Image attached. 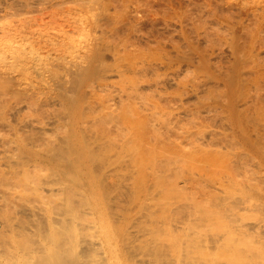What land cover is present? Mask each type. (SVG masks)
<instances>
[{
  "label": "bare ground",
  "instance_id": "1",
  "mask_svg": "<svg viewBox=\"0 0 264 264\" xmlns=\"http://www.w3.org/2000/svg\"><path fill=\"white\" fill-rule=\"evenodd\" d=\"M59 1L61 2V0ZM62 1L66 2L65 0ZM127 1H131L133 4L132 9H129L131 10V17L134 19L143 18L146 12L152 13L151 0ZM108 2L109 8L111 0ZM124 2L126 1L124 0ZM131 2L129 7L132 5ZM78 5L80 8V4ZM98 5L101 6V4ZM105 5L102 4L104 10L99 8L103 12L105 11L100 15L106 13L107 17L112 16L110 9L106 8ZM85 6H89L88 2ZM128 6L124 5L126 9ZM116 9L113 10L114 13H120L121 10L117 11ZM121 12L123 14V11ZM119 17L114 19L117 21ZM116 25L110 29L114 35L119 34L118 30H120L117 29ZM129 25L127 30L136 32L135 26H132L134 23L131 25L129 21ZM102 26L100 24V27ZM248 28L242 24L233 25V28H229L228 47L234 56V60L225 67L213 68L209 58L194 44L188 45L187 50L178 46L174 52L163 51V55H159L160 59L157 61L153 59L149 61L146 58L147 55H142L139 52L141 59L136 57V61L133 59L131 61L126 60L128 62L126 67L133 74L143 75L148 69L152 71L151 69L157 70V68L164 67L171 70L169 73L166 72L167 78H165L174 81H176L174 75L179 74L184 66L187 69H192L190 70L192 71L191 75L188 74L190 77L186 81L183 79V81H178V85L182 87L180 94L183 97L180 98V106L174 107V110L178 115H192L197 120L200 115L207 119L212 118L211 115L218 116L217 118L215 116L217 119L215 121L219 122V125L215 123L218 125V129H209L206 132L199 130L200 121L198 123L195 119H191L192 121L189 122L192 125V130L188 127L186 129L179 128L176 122H170L164 125L163 131L158 132L159 129L153 125L152 133L155 136L151 139L157 142L158 136H160L161 143L158 142L157 145L156 142H153L152 145L160 148L158 152L160 155L155 156V158L153 156L154 161H151V167H149L152 177L156 181L162 178L163 180H159L160 182L166 181L163 184L157 182V187L162 186L158 189L166 190L162 194L160 192L161 195L157 199L163 197V193L166 195L171 191V193L177 192L178 197L174 201L154 200L155 197L153 196L158 193L149 197L150 194L147 195V192L146 195H142V193L137 195L136 192L137 198L134 194L135 199L131 202L136 209L133 211L124 208L116 198L117 206L112 216L110 214L113 211L112 208L111 212H108L110 210L107 209L108 205L106 207V201L104 202L100 198L101 179L114 176L120 180L123 175L127 174L121 170L119 160L111 161L107 166H103L99 160L90 158L91 151L87 149L88 147L85 149L81 145L76 150H72V147L69 148L68 136L64 137L66 140L63 144L62 142L59 143L58 140L60 145L54 147L53 143H56L57 140L51 138V135L48 137L50 134H48L50 129L48 127L51 124L44 122L46 124H41L38 132L42 130L40 134L44 135L45 138L42 135L41 137L47 145L45 144L44 147L46 148L41 149L43 145L40 144L39 146L37 143L36 147L38 150L41 149L43 153H40V156H46L48 160L56 163L58 169L62 168L59 170V172L61 171L59 175L55 170L56 172L51 171L54 176L53 174L48 176L51 174L49 171L48 174L42 171L47 168V165L43 169L41 166L45 163H41L42 165L38 163L40 156L37 157L39 160L37 159L38 161L35 162V159L32 161L30 158H27L30 159L28 161L23 158L17 159L16 154L12 155L13 153L9 155L8 148L5 146V134L3 136L0 133V264H237V262L239 264H264V57L253 51L256 39H258L257 42H260L262 31H251L248 34L251 38L249 41L252 48L248 46L247 49L240 44L241 33ZM99 30L103 35L108 33L102 28ZM137 31L139 30L137 29ZM149 31L151 32L150 29ZM132 39L133 37L130 35L126 36V39L120 42V48L117 52L115 51L117 56H114L121 57L120 53H126L129 46H134L135 43L132 44L134 39ZM134 47L131 48L134 49ZM147 48L149 49V47ZM99 51L102 52V49ZM101 55L96 52L92 61L94 63L99 62ZM101 61L103 62L105 59L103 58ZM115 64L113 70H110L114 73L117 72L120 77L126 76L124 74L126 71L118 65L117 61ZM109 66L107 68L104 65L105 68L103 69L108 70ZM95 68H92L93 71ZM82 74L80 75L82 76ZM79 80L80 83L81 80ZM146 82L142 80L139 83L143 85ZM103 83L101 85L106 87L109 82ZM137 83L129 86L128 90L131 95L137 93L140 85ZM64 89L66 90L67 87ZM66 93L64 91L62 95ZM185 96L194 97L193 109H188L184 105ZM164 102H155L152 105L151 115L156 117L161 111L167 110L170 103ZM108 106L109 103L106 109ZM202 118L199 120H203ZM110 124L115 128L119 127L116 123ZM249 126H252L250 132ZM163 134L165 136L161 137ZM36 137L41 139L39 136ZM36 137L34 140L39 142ZM112 138L108 137L105 142L102 140L103 146H100L101 143L99 146L105 147L106 144L107 151L114 153L116 148L114 149L115 146L111 145ZM67 139L68 142H66ZM34 140L32 139L30 142L33 143ZM71 142L74 144L73 140ZM35 144H33L34 148ZM175 144L177 145L174 146ZM109 145L112 147L108 148ZM29 146L28 149H30ZM163 146L168 149H163ZM175 147L178 149H173ZM211 147H216L215 152L211 153L215 154L216 157L218 156L217 158L208 154ZM37 148H35V155H38V152L36 153ZM224 149L236 150L235 159L231 161L232 163H224L223 155L219 156ZM31 152L34 153V150H30V154ZM201 152H204V155ZM30 154L28 152L27 156ZM6 156H10L11 161L15 160L10 161L13 165L8 163L9 157ZM98 156L100 158L101 155ZM33 157L35 158L34 155ZM64 163H67L68 167ZM9 164L10 166H8ZM5 166L8 169L9 167L12 168L11 166H16V171H13L15 168L11 169L13 173L15 172L12 173L14 179L9 180L11 182L6 181L5 173L8 171H6ZM69 166L71 167L70 170ZM39 167L42 168V174L39 173L41 169H38ZM65 167L70 172L75 170L83 173L82 175L74 174L71 176ZM50 168L49 166V170L52 169ZM11 171L9 169L10 174ZM55 173L57 174L55 175ZM5 181L8 183L6 184ZM182 188L189 189L190 192H183ZM6 207H12L14 210L12 211L13 214L6 213L12 218H8V215L5 216ZM180 208L188 211L185 213L186 217L174 213V215H170L172 210L174 212ZM124 211L125 213H123ZM109 214L110 216H108ZM237 242L241 244L238 245ZM242 243H247L243 245V247L246 246L244 250L243 247L241 248ZM240 253L244 256L241 257ZM238 258H240L241 263L239 260L236 261Z\"/></svg>",
  "mask_w": 264,
  "mask_h": 264
},
{
  "label": "rangeland",
  "instance_id": "2",
  "mask_svg": "<svg viewBox=\"0 0 264 264\" xmlns=\"http://www.w3.org/2000/svg\"><path fill=\"white\" fill-rule=\"evenodd\" d=\"M58 1L59 0H0V133H2L3 136L5 134V146L8 148V154H16L17 159L23 158L26 161L30 159L33 161L35 159V162H37L39 160L37 157L40 156V153L43 154L41 149L46 148L44 147L46 143L42 140L44 135L40 134L42 130L38 132V129L40 130L39 126H41V124L49 122L51 126L49 125L50 127H48L50 128L49 132L47 129L48 134L50 133L48 137L51 135V138L57 140L55 141L56 143H53L54 147H56L55 145H60L58 144L59 141V143L62 142L63 144L64 140H66L64 137L68 136L69 143L72 144V140L74 143L72 145L68 143L69 148L72 147V150H76L79 148L78 146L81 145H83L84 148L88 147L87 149L91 151L92 154H90V158L99 160L103 163V166H107L111 161H120L121 170L127 172L126 175H123V178L117 180V177L109 176L108 178L101 179L102 190H100V198L102 201H106V207L108 205L109 208L107 207V209L110 210L108 212H111L112 208L113 211L110 213L111 215L114 214V209L117 206L115 202L116 198L121 206L133 211L136 209L135 205L133 203L131 204L135 199L134 194L137 198V195L141 193L142 195H146L147 192V195L150 194L148 195L149 197L158 193L153 196L155 197L154 200L159 201L160 199H165L174 201L178 197L177 192L171 193V191L169 194L166 192V195L163 193V197L157 199L158 196L166 190L161 191V189H158L162 188L160 185L157 187L158 183L162 181L163 178L161 180L159 179L160 181H156L151 174L150 164L151 161H154L153 156L155 158V156L157 157L160 155L158 153L160 148L152 145L153 142L156 141L151 139V137L155 136L154 133H152L153 125H156L159 129L158 132H161L164 130V125L170 122H176L179 128L186 129L188 127L192 130V125L189 122L192 121L191 119L194 120L195 118H193L192 115H178L176 110H174V107L180 106V98L183 97L181 96L182 94H180L182 93V87L178 85V81L182 79L186 81L188 77H190L189 75H191L192 72L190 70L192 69H187L184 66L182 70L179 71V74L177 73L174 75V78H176V81H174L172 79H166V72L168 71L167 73H169L171 70L165 69L164 67L157 68L159 72L155 69H151L152 71L148 69L143 75L133 74L126 67L128 65L127 61L141 59V54L147 55L146 58H148L149 61L150 59L157 61L164 52H174L175 48L178 46H181L183 50H187L188 45L194 44L209 58L213 68L225 67L230 65L234 60V56L228 47V36L230 35L229 28H233V25L241 24L245 27H249L246 31L241 33L240 38V44L246 48L248 46L249 48L251 47V38L248 34L251 31H262L260 36L261 39H259L260 42L258 41V43V39H256L253 51L259 53L261 57H264V0H151L150 4L153 6L152 13L146 12L141 19L138 17L137 19L131 17L132 14L130 9H132L131 7L133 4L130 1L132 5L130 4L131 6L129 7L128 5L130 2L127 0L125 1L128 3L124 2V0H111L109 8V0H106L107 3L105 0H99L100 2L97 0ZM87 2L89 5L88 7L85 6ZM78 4H80V8ZM98 4H101V6ZM102 4L110 9V14H112V16L108 13L110 15L108 16L109 19H107L106 13L100 15V13L103 12L100 10ZM124 5H127V9H130L127 10ZM102 9L104 10V8ZM115 9L117 11L120 9L123 11V14L119 11L120 13L116 12V15L113 11ZM113 14L115 15L113 16ZM118 14H120L121 17H119L120 15ZM117 16L119 17V21L115 20ZM129 21L131 25L134 23L132 26H135L136 32L127 30V27H130ZM114 23L118 25H116L117 29H120L118 30L119 34H116L117 36L110 30L115 25ZM100 24L103 26L100 27ZM99 28L108 32L107 34L109 36L107 37V34L103 35L100 33ZM137 29L139 31H137ZM128 33L130 37H133L135 42L133 41L132 44L135 43L136 47H134L135 44L134 46H129L126 53L121 51L123 52V54L120 53L121 57H115L114 55H116L117 50L120 48V42L126 39V36H129ZM131 47H134V49ZM147 47H149V49ZM99 49H102V52H100ZM96 52L100 55L102 54L99 58L100 64L96 61L101 69L99 65H95L96 62L94 63L92 61V57ZM114 52L115 54H113ZM127 52L130 54L129 56ZM138 52L141 54L139 55ZM127 57H129V60L126 59ZM103 58L105 59V61H103L104 63L101 61ZM115 60L118 62V65L126 71L124 73L126 76L120 77L117 72L114 73V71L110 70L117 64H115ZM105 63L110 65L108 70L103 69L105 68L104 65L106 67L108 66ZM94 67H96L94 70L98 72L93 71L92 68ZM126 69L129 70L128 74V70ZM80 74H82V76ZM74 76L75 78H73ZM103 78L108 79L103 80ZM131 80L133 83H137V81L142 82V80L147 82L143 85L138 82L137 85H140L138 86L137 93L131 95L128 90L131 87L130 85L133 84ZM103 81H105L104 83L109 82L106 87L101 85ZM63 87H67V89L65 90ZM76 88L77 90H75ZM63 89L65 93L67 90L70 92L66 93L67 97L66 94L62 95L64 92ZM61 95L64 99L61 98ZM194 100V97L189 98L185 96L184 105L188 109H193ZM157 101L162 103L167 101L170 104H168L169 107L166 105L168 107L167 110L161 111L163 114L160 113L154 117L151 115V109L152 105ZM108 103L109 106L106 109ZM201 116L202 115H200L199 119L203 117V120L195 119L198 123L200 121L199 124L201 127H199V130H201V132H206L209 129H218L219 122L215 121L217 120V115H211L212 118L209 117L208 119ZM101 119L102 121H100ZM110 123H116L119 127L115 128ZM251 129L252 126H249V132ZM41 135L43 137H41ZM36 136L41 137V141ZM162 136L165 135L163 134L161 137ZM34 137L38 138L37 141L39 142H36ZM108 137L114 138L111 139V145L115 146L114 149L116 148L114 153L107 151L106 144L105 147H100L102 145L101 141L103 140L105 142V139ZM158 137L159 140L156 142L157 145L158 142L161 143L160 136ZM32 139L35 142L33 141V143H31ZM24 142L26 143L24 144ZM28 142L31 144L29 143L27 145ZM66 142H68V139ZM37 143H39V146L40 144L43 145L39 150L36 147L38 145ZM87 143L88 146H86ZM33 144H35V148H37L36 153L38 152V155H35ZM156 144L154 143V145ZM111 145H109L108 148L112 147ZM176 145L177 144L174 146ZM28 146L30 149H28ZM165 148L168 149L163 146V149ZM211 148L210 151L208 150V154L215 156V154L211 152L214 153L216 147L213 149ZM173 149L178 148L175 147ZM16 150L18 151L16 152ZM26 150L29 154L30 150H34V153L31 152V154L27 156L28 152ZM235 151L234 149H224L219 156L223 155L225 159V161L223 159V162L229 163L235 159ZM201 153L204 155V152ZM99 154L101 155V160L98 156ZM6 157H9V160H7L9 161L8 163H10L11 157ZM40 157L38 163H40V165H42L41 163H45L41 167L44 169L46 168L45 165H47L45 170H42L41 167L38 168H41L40 174H42L41 170L47 172H44L45 174L55 170L58 172V174L55 173V175L60 174L61 171L59 172V170L62 169L61 167L58 169L56 163L48 160L46 156ZM10 164L13 165V163ZM10 164L8 166H10ZM64 164L68 167L67 163ZM49 166L53 170L51 168V170H49ZM11 167L12 168L9 167L10 171L14 168L15 170L13 171H16V166ZM5 168H7L6 171L9 172L8 167L5 166ZM65 169L69 171L71 167L69 166V170L66 167ZM13 171H11V174L10 172L5 173V178H7L6 181H12V179H14V175H12ZM143 172L145 173L141 174ZM82 173L83 172L75 170L69 171L71 176L74 174L82 175ZM52 174L54 176L53 172L48 176H52ZM164 182H160V184ZM182 191L190 192L189 189L185 188H182ZM160 192L161 194H159ZM6 209L8 212L5 211V216L8 215L6 213L13 214L12 211L14 210H12V207H6ZM172 211L171 213L169 212L170 215L176 214L181 217L185 215L186 217L185 213L187 210L184 208H180L174 212ZM123 213H125V211ZM110 214L108 216H110ZM176 215L175 217H177ZM180 216L178 217L181 218ZM10 217L11 215H8V218ZM106 217L107 215L104 218L105 220ZM170 217L175 218L172 216ZM237 243L239 245L240 242ZM246 244L242 243L241 248ZM245 247L246 246L243 247V250ZM237 250L239 249L237 248ZM242 255L243 254H241V257L244 256ZM240 258L236 259V261L239 260L240 262ZM237 264L239 263L237 262Z\"/></svg>",
  "mask_w": 264,
  "mask_h": 264
}]
</instances>
